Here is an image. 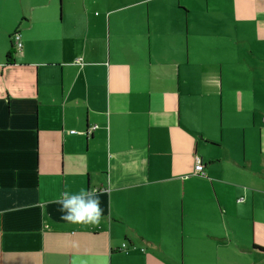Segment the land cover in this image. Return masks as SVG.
<instances>
[{"label":"crops","instance_id":"obj_1","mask_svg":"<svg viewBox=\"0 0 264 264\" xmlns=\"http://www.w3.org/2000/svg\"><path fill=\"white\" fill-rule=\"evenodd\" d=\"M5 1L0 264H264V0H206L204 63L191 0ZM81 189L98 225L61 218Z\"/></svg>","mask_w":264,"mask_h":264},{"label":"clouds","instance_id":"obj_2","mask_svg":"<svg viewBox=\"0 0 264 264\" xmlns=\"http://www.w3.org/2000/svg\"><path fill=\"white\" fill-rule=\"evenodd\" d=\"M57 203L61 218L73 224L98 225L103 218L100 196L93 189H81L78 193L64 192ZM73 264H107V258L78 257Z\"/></svg>","mask_w":264,"mask_h":264},{"label":"rangeland","instance_id":"obj_3","mask_svg":"<svg viewBox=\"0 0 264 264\" xmlns=\"http://www.w3.org/2000/svg\"><path fill=\"white\" fill-rule=\"evenodd\" d=\"M192 1V5L193 7H195L197 9V12L199 13V15L197 17L193 16V22L191 24V39H190V50H191V54H190V59L192 63L196 62V59L199 58L201 59V63H204V60H209L211 61L212 58V54L209 55V44H208V30L210 27L209 24V18H208V14H207V3L206 0H191ZM5 0H0V5L4 6L6 11L8 12L9 10H14V6L12 3H7L5 5ZM7 15L10 17L11 15L9 13H7ZM7 17V16H5ZM208 31V32H207ZM195 33V34H194ZM15 35V34H14ZM200 36V39L198 40L196 37ZM14 37V36H13ZM17 52V51H16ZM200 62V61H199ZM206 64V63H205ZM234 65H238L237 67H239L238 69H241L242 65L240 64H234ZM212 69V68H211ZM219 67L217 68V74L219 75V71H218ZM243 70H248V66L244 65V69ZM245 71H240V70H229L226 67L223 70V78H227V75H235V77H242V75H240L241 73H243L244 77L246 76V74L248 72H250L253 80H259L264 82V72L262 71H258L257 74L258 76L254 79L253 77V73L251 71L245 72Z\"/></svg>","mask_w":264,"mask_h":264},{"label":"built area","instance_id":"obj_4","mask_svg":"<svg viewBox=\"0 0 264 264\" xmlns=\"http://www.w3.org/2000/svg\"><path fill=\"white\" fill-rule=\"evenodd\" d=\"M13 42H14V46H15V50L20 52L22 51L23 48V42H22V36L20 33H16L13 37ZM77 64H80L81 61L78 60L76 61ZM75 134V132H73ZM204 165L202 164V161L200 158H196V166H195V171H194V175H199V176H204L205 172H204Z\"/></svg>","mask_w":264,"mask_h":264},{"label":"trees","instance_id":"obj_5","mask_svg":"<svg viewBox=\"0 0 264 264\" xmlns=\"http://www.w3.org/2000/svg\"><path fill=\"white\" fill-rule=\"evenodd\" d=\"M15 53H16V50H15V46L13 44L11 50L7 54V62L9 64H13L14 63V55H15ZM201 161H202V159H201ZM202 164H203V162H202ZM258 249L261 250L262 252H264V248H258Z\"/></svg>","mask_w":264,"mask_h":264}]
</instances>
